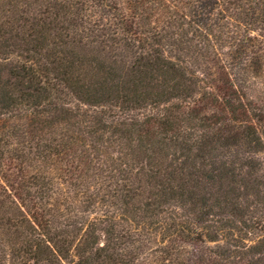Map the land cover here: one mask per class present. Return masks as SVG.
I'll return each mask as SVG.
<instances>
[{
    "label": "trees",
    "instance_id": "obj_1",
    "mask_svg": "<svg viewBox=\"0 0 264 264\" xmlns=\"http://www.w3.org/2000/svg\"><path fill=\"white\" fill-rule=\"evenodd\" d=\"M0 121V264H264V0H0Z\"/></svg>",
    "mask_w": 264,
    "mask_h": 264
},
{
    "label": "rangeland",
    "instance_id": "obj_2",
    "mask_svg": "<svg viewBox=\"0 0 264 264\" xmlns=\"http://www.w3.org/2000/svg\"><path fill=\"white\" fill-rule=\"evenodd\" d=\"M77 50H78L79 53H84L86 56L104 55V53H99L96 49H93V48H90V47H84L82 45ZM104 57H105V55H104ZM14 123H17L16 120H10L9 121V125L12 124L11 126H13ZM0 128H1V130L4 128V125L2 124L1 121H0ZM55 129L56 130H60L61 128H55Z\"/></svg>",
    "mask_w": 264,
    "mask_h": 264
}]
</instances>
